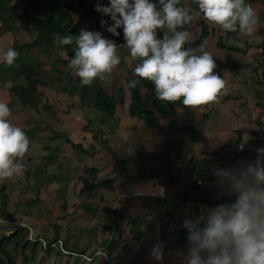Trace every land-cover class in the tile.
Instances as JSON below:
<instances>
[{"label":"crops","instance_id":"0c3cea01","mask_svg":"<svg viewBox=\"0 0 264 264\" xmlns=\"http://www.w3.org/2000/svg\"><path fill=\"white\" fill-rule=\"evenodd\" d=\"M245 3L256 12L255 31L244 35L221 29L217 36L229 48L217 47V36L213 46L204 47L216 63L214 73L225 82L216 101L195 108L184 106L182 99L173 102L175 114L160 116L159 127H148L130 115L127 89L112 117L82 104L76 89L38 85L40 95L25 104L5 89L8 80L25 85L21 60L31 62L35 55H29L35 51L40 57L44 45L32 44L36 34L26 23L37 15L39 0H0V50L12 47L19 53L12 67L0 63V100L8 103L11 121L30 140L23 158L26 170L0 182V225L10 228L5 234L16 230L17 238L30 229L36 237L32 241L42 248L44 238L46 243L57 238L51 252L63 255L76 252L67 247L70 241L76 243L69 232L92 227L94 242L89 246L95 255L106 250L119 264H183L187 236L181 240L182 222L215 205L164 201L160 180L173 178L179 166L193 169L192 183L217 187L214 169L254 161L256 149L264 147V0ZM212 36L201 44H209ZM149 100L147 105L143 98L144 104L158 113ZM173 142L180 151H166ZM224 202L229 201L219 203ZM128 217L138 218L140 239L133 236ZM29 231L20 239L30 243ZM59 242L60 248L55 247ZM157 242L164 245L161 261L150 255Z\"/></svg>","mask_w":264,"mask_h":264},{"label":"clouds","instance_id":"9594fccd","mask_svg":"<svg viewBox=\"0 0 264 264\" xmlns=\"http://www.w3.org/2000/svg\"><path fill=\"white\" fill-rule=\"evenodd\" d=\"M196 3L204 18L225 32L251 35L255 31L256 12L245 0ZM179 4L180 0H159L158 9L151 0H109L107 6L97 3L95 10L110 17L112 23L106 30L113 36H118L117 29L122 28L124 45L130 56L140 61L133 69L134 77L152 82L158 100L173 103L182 98L184 106L195 108L216 101L225 82L214 73L216 63L203 45L200 54L185 50L191 34L177 29L189 24L193 16L189 8ZM106 23L101 21L102 25ZM158 29H167L162 39L158 38ZM55 42L69 45L73 36L57 34ZM75 45L68 68L83 85L96 79L106 81L121 62L116 43L98 32L81 29ZM18 56L12 47L0 50V63L12 67ZM138 82L133 78L129 87L135 88ZM14 86L11 80L4 84L5 89ZM12 115L8 103L0 100V182L26 170L23 158L30 140L11 121ZM213 175L220 195L235 199L205 208L182 222L188 233L183 264H264V147L256 149L254 161L216 168ZM163 248L162 242L155 243L151 257L161 261Z\"/></svg>","mask_w":264,"mask_h":264},{"label":"trees","instance_id":"16d2710c","mask_svg":"<svg viewBox=\"0 0 264 264\" xmlns=\"http://www.w3.org/2000/svg\"><path fill=\"white\" fill-rule=\"evenodd\" d=\"M184 1L185 0H180V4L177 6L189 8L191 11L203 16V14L199 12L196 0H188V6H186ZM39 2L41 6L37 11V15L28 18L26 23L36 34L32 44L42 43L44 45V50L41 52L40 58H35L32 62H28L23 59L21 60L22 68L20 71L25 77V85L14 86L10 89V91L14 95H18L21 102L25 104L30 97L40 95V92L37 90L38 85H52L55 88V83L51 82V80L48 79L49 77H46V79L43 77L49 73L48 71L45 72L47 69L43 66L49 65L51 66L50 71L53 70L57 71L58 74H64V78L66 79L63 81L64 83L60 89L56 88L57 90H65V86L68 84H74L82 104L96 109H103L107 115L112 116L115 112L116 106L123 103L124 88L122 86H116L117 78L115 77L116 84L113 83L110 86L103 84V82L99 79H96L97 82L93 85H83L80 78L73 74L74 71L68 68L69 60L74 56V49L76 47L75 37L79 35L80 30L84 29L94 32V30H90L92 29V25L95 30H99V18H107L111 24L112 21L110 17L105 15L101 16V13L95 10L96 4L99 3L97 0L95 2H89L88 0H39ZM43 2L47 5L45 8L42 6ZM151 2L155 3L159 9V0H151ZM73 13H75L76 18ZM193 23L194 20H192L189 24L184 25L183 28H178L177 30L188 31ZM197 23L200 25V31L194 40V43L198 48H200L202 39L208 37L210 34H213L214 27L210 26L209 22L205 18L200 19ZM117 32H119V35L113 36L112 41L115 43L118 41L125 42L123 41L122 28L117 29ZM157 32L158 38L162 39L165 32L162 29H158ZM57 34L61 37L65 35H72L73 43L64 46L56 44L55 37ZM260 34H264V30L260 31ZM216 38L217 47H228L224 43L222 35H218ZM184 48L186 50V44L184 45ZM230 48L240 50L239 47L235 46H230ZM56 49L63 50L66 57L61 58L59 55H56ZM119 56L120 59H123L121 55ZM136 60L137 63L140 62L139 59ZM58 63L64 65V69L57 68L56 64ZM55 78L56 77H54V79ZM133 78L137 79L139 82L135 88H130L129 82ZM125 86L130 96V103L128 106L129 113L131 116L142 120L144 125L148 127H159L160 116H172L175 114L176 111L172 103L157 99L153 83L134 77L132 70L128 71V76L125 78ZM143 89L146 91V97L148 99H152L153 104L157 107L158 113H155L153 109L144 104V96L141 93ZM158 102H162L163 106L159 105ZM74 146L77 147L78 145ZM79 147L81 146H78V148ZM178 150L180 151L181 148ZM166 151H171V147L168 146ZM192 176V168L178 166L176 174L173 178L160 180L166 190L164 201L172 200L174 205L184 202L216 205L222 201H231L235 199V197L220 195V189L217 187H206L192 183L190 181ZM218 195L220 196L219 199ZM158 204H160V202H158ZM154 209H157V207H154ZM137 220L138 218L135 217L129 218L132 225L131 232L133 233V236L136 239H140L143 231L138 225H136ZM178 232L180 233L181 240L186 238L188 235L186 229H181V231ZM16 235L17 231L14 230L12 233L5 234L0 237V264H21L17 261V258L29 240L23 238L18 239L14 244L13 253L5 248V243L10 242ZM156 240L157 238L153 239V241ZM57 241L58 240L56 238L54 241L49 242L44 249L50 253L53 248L52 244Z\"/></svg>","mask_w":264,"mask_h":264},{"label":"rangeland","instance_id":"374dc122","mask_svg":"<svg viewBox=\"0 0 264 264\" xmlns=\"http://www.w3.org/2000/svg\"><path fill=\"white\" fill-rule=\"evenodd\" d=\"M88 1L89 2H95L96 0H88ZM97 1L104 6H107L109 4V0H97ZM130 2H131V0H130ZM184 2L186 4V6L189 5L188 0H185ZM190 14L193 16L194 23L192 24V26H190V28L188 30V32H190V34H191V37H190V40L186 43V50L187 49H193V50H196L198 52L199 48L195 45L194 40L196 39V37L200 31V25H198L197 22L200 19L204 18V16H201V15H199L193 11H191ZM73 15L76 18L75 13H73ZM101 16H103V15L101 14ZM102 20L106 21L107 23L102 25L101 24ZM98 22H99L100 29L95 30L94 26L92 25V29H90V30H94V32L100 33L102 35V37L112 40L113 35L106 30L107 27L111 25L110 21L107 18L100 17ZM209 24H210V26L214 27L213 36L210 37L209 44L206 42L207 40L205 41V46L203 44H200L201 46L203 45V47H206L208 45L213 46L215 43L214 41H215V37L217 36V33L221 31V28L218 25H215V24L210 23V22H209ZM162 30L164 32H167V29H162ZM124 43L125 42H120V41H118L116 43V45H118L117 46L118 55H121L123 57V59H120L121 60L120 64L113 70L110 77L106 81H102V82H103V84L108 85V86H110L113 83L116 84L115 79H114L116 77L117 81H118L116 86L117 85L122 86L124 88V90H126L125 78L128 76V71L129 70L133 71V69L135 68V66L137 64V60L130 56L129 51L126 48V46L124 45ZM55 52L57 53L56 55H59L58 53L60 51H59V49H56ZM33 55H35L34 58L29 57L31 62L35 58L39 57L38 52H36V51L33 52V54H30L29 56H33ZM61 55H63V53ZM56 65H57L56 66L57 68H61V69L63 68L64 69V65H62L60 63H58ZM45 69H47L45 71V72H47L48 68H45ZM73 74L75 75V72H73ZM43 77L45 79H46V77H49L48 79L51 80V82L55 83L54 86L57 89H60L64 83L63 81L66 80L64 78V74H57V72H55L53 70L49 71L48 75L46 74ZM54 77H56V78L54 79ZM96 82L97 81L94 80L92 82V84H90V85H93ZM65 87L66 88L68 87V89L75 90L74 84H72V85L68 84ZM143 96H144V101L146 102L147 105H149L150 100L146 97L145 94H143ZM54 106H57V104H54ZM168 146L171 147L172 150H178L179 149V144H175L174 142L169 143ZM151 156H156V155L153 154ZM9 229L10 228H8V226L0 225V237L5 235V231L9 230ZM29 230L30 229L25 230L26 233H24V229L22 231H20L17 238H14L10 242L5 243V248L7 250H9L11 253H13V247H14L15 242L18 239H20V237H24V235H26ZM94 230L95 229H93L91 227L88 229H83L81 232H78V231L76 232L74 230L72 232H69L68 235H70V234L74 235V237H75L74 241L76 243H74L75 245H73L72 244L73 241L72 242L70 241L67 244V247H69L70 249H73L76 252L71 251L73 253H70V254L63 252V255L62 254L59 255L57 250H54L51 252V254H49L44 248L36 246L34 244V242L32 241V240L35 241L36 237H34V235L29 231V239L31 241H30V243H27L24 246L23 251L21 252V254H19V256L17 258V261L21 264H109L107 261H105L101 257L100 254L95 255L92 251H90L91 246H89V245L94 242V238H93ZM42 238H44V237H42ZM44 241H42V245L46 246L48 244V242L46 243L47 240L45 238H44ZM55 247L60 248V242L57 243V245ZM82 250H84L83 251L84 253L81 252Z\"/></svg>","mask_w":264,"mask_h":264},{"label":"built area","instance_id":"2783aa9c","mask_svg":"<svg viewBox=\"0 0 264 264\" xmlns=\"http://www.w3.org/2000/svg\"><path fill=\"white\" fill-rule=\"evenodd\" d=\"M198 183L201 182V180H197ZM102 251L104 255H102ZM99 251L98 253L102 256V258L107 261L109 264H119L118 260L114 257H111L108 255L106 250Z\"/></svg>","mask_w":264,"mask_h":264},{"label":"bare ground","instance_id":"6f19581e","mask_svg":"<svg viewBox=\"0 0 264 264\" xmlns=\"http://www.w3.org/2000/svg\"><path fill=\"white\" fill-rule=\"evenodd\" d=\"M30 25V24H29ZM31 26V25H30ZM21 47V46H20ZM56 47V46H55ZM51 49V48H50ZM51 54V53H50ZM59 60V59H58ZM53 62V61H52ZM57 66V65H56ZM27 68V67H26ZM28 69V68H27ZM55 72H57V71H55ZM58 74V73H57ZM115 79V78H114ZM117 83H118V81H117ZM118 86V85H117ZM120 87V86H119ZM62 91H63V89H62ZM116 91V90H115ZM115 94V93H114ZM26 99H27V97H26ZM75 110V109H74ZM92 117V116H91ZM112 117V116H111ZM109 126V125H108ZM85 139V138H84ZM90 143V142H89ZM75 149V148H74ZM99 152V151H98ZM123 161V160H122ZM85 173H86V171H84ZM87 174V173H86ZM106 181V180H105ZM101 182V181H100ZM109 182V181H108ZM116 187V186H115ZM135 191V190H134ZM134 196V195H133ZM132 196V197H133ZM15 206V205H14ZM129 218V217H128ZM17 224V223H16ZM102 225V224H101ZM117 227V226H116ZM51 228V227H50ZM96 229V228H95ZM33 237V236H32ZM36 240V239H35ZM36 242V241H35ZM98 244V243H97ZM96 249V248H95ZM84 253V252H83ZM73 256V255H72Z\"/></svg>","mask_w":264,"mask_h":264}]
</instances>
